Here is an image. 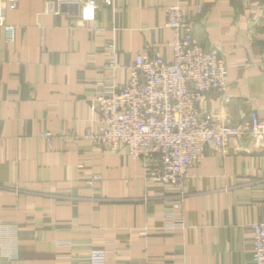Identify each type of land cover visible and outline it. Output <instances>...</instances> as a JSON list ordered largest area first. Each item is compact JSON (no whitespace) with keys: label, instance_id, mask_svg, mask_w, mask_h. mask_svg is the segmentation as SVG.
Here are the masks:
<instances>
[{"label":"crops","instance_id":"0c3cea01","mask_svg":"<svg viewBox=\"0 0 264 264\" xmlns=\"http://www.w3.org/2000/svg\"><path fill=\"white\" fill-rule=\"evenodd\" d=\"M172 5L190 9L195 40L221 45L228 65L225 95L208 94L200 111L218 124H242L252 111L264 121L261 0H114L97 11L99 32L73 28V10L58 0H19L7 15L14 43L0 29V264H86L92 249L106 264H252L250 226L264 218V152L254 141L207 147L182 201L177 188L146 182L126 146L105 151L85 139L98 93L127 84L142 48L172 61ZM111 41L118 69L102 53ZM93 175L102 180L90 189Z\"/></svg>","mask_w":264,"mask_h":264},{"label":"built area","instance_id":"2783aa9c","mask_svg":"<svg viewBox=\"0 0 264 264\" xmlns=\"http://www.w3.org/2000/svg\"><path fill=\"white\" fill-rule=\"evenodd\" d=\"M18 2L0 0V29L10 44L15 41L16 27L8 23L7 15L17 10ZM58 2L73 10V28L91 24L89 30L94 32H99L98 9L114 4V0ZM261 2L264 8V0ZM196 12L200 14L202 8L198 6ZM165 17L166 27L173 33L172 61L142 48L134 64L125 68L127 84L98 93L96 131L85 139L105 151L126 146L130 157L144 168L146 182L177 188L183 201L189 170L203 161L207 147L223 150L232 139H247L264 152V121L252 111L242 124H218L212 113L200 111V104L208 94L225 95L228 89V65L223 49L216 45L206 50L195 40L196 26L190 9L168 6ZM102 53L111 55L112 68H119L120 50L115 41L106 43ZM43 138L49 146L55 139L51 133H44ZM63 138L74 143L80 139L72 134ZM101 180V176L93 175L85 185L93 189ZM250 229L251 263L264 264V218L251 224ZM140 234L147 236V230L142 229ZM86 264H106V252L92 249Z\"/></svg>","mask_w":264,"mask_h":264},{"label":"water","instance_id":"95a60500","mask_svg":"<svg viewBox=\"0 0 264 264\" xmlns=\"http://www.w3.org/2000/svg\"><path fill=\"white\" fill-rule=\"evenodd\" d=\"M61 8H62V11L63 12H67L69 9H70V6L68 5V4H63L62 6H61ZM75 10H76V14H77V7H75L74 8Z\"/></svg>","mask_w":264,"mask_h":264}]
</instances>
